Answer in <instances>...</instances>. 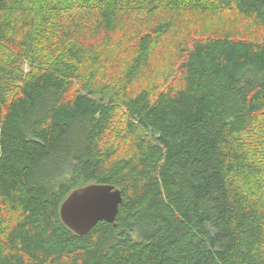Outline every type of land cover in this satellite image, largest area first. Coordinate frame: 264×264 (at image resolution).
<instances>
[{
	"label": "trees",
	"instance_id": "1",
	"mask_svg": "<svg viewBox=\"0 0 264 264\" xmlns=\"http://www.w3.org/2000/svg\"><path fill=\"white\" fill-rule=\"evenodd\" d=\"M207 1L183 35L166 13L124 36L112 69L129 17L181 0H0V264H264V41L189 37L212 9L264 36V0ZM89 183L122 202L78 235L59 206Z\"/></svg>",
	"mask_w": 264,
	"mask_h": 264
},
{
	"label": "rangeland",
	"instance_id": "2",
	"mask_svg": "<svg viewBox=\"0 0 264 264\" xmlns=\"http://www.w3.org/2000/svg\"><path fill=\"white\" fill-rule=\"evenodd\" d=\"M178 1V0H177ZM180 1V0H179ZM197 0H181L182 5L181 8H179L178 10H176V8L174 7H170L167 9H162L163 11H159L155 14H149L146 13H139V14H135V15H131L129 18V22H128V28L129 31L128 33L125 35L126 30L128 28L125 29V31H122L120 33V35L116 38V41L113 42L112 44V48H116V52L114 53H110L111 57H112V63L111 68L115 69V67H118V59H120V55L117 56V53L120 52L119 49L122 47V41L124 39V36L128 39L129 37H133L134 34L136 33V31H138L139 29H143V27L145 26V24H147L148 22L157 19L159 16H161V14H166V13H173L176 17L177 21V25L174 26V30L178 31L177 34L183 35L184 32L182 30V25L181 23L183 22V20H181L180 18V13L181 10L182 11H186L189 12L192 10L191 7L194 6L195 3L200 2V5H208L209 3H207V0H198V2H196ZM194 2V3H191ZM196 5V4H195ZM191 6V7H190ZM190 7V8H189ZM170 9V10H169ZM211 12V13H210ZM194 15H190L191 16V20L195 23V25L197 24L198 26H196V31L192 33L191 36L189 37H199L202 35H211V34H215L216 32H218L220 29L222 28H232L233 29V33L236 34L241 28L244 30H249L248 34L244 36V38H249V39H256L259 41H264V36L260 35V33L258 32V28L254 27L252 24H249L248 22H243V20H241L239 17H237V15L232 14V13H223L221 14L220 12H215L213 9L209 11V14H212L214 16H211L210 19H206L203 16H201V14L199 13H193ZM187 15V13H186ZM234 17V18H233ZM243 26V27H242ZM239 33V32H238ZM86 36H88L89 34L86 32L85 33ZM172 34L165 36L162 40V49L160 48V46L157 48V50L155 51V53L153 54V57H155V59H151L150 62V67H148V71L145 72V75L147 74H151L150 70H155L154 68H152V66L156 65L158 62V59L160 57V51L161 54L164 58V61H166L168 59V55L170 52V49L167 47H172V43H173V39H172ZM88 42H92V41H88ZM165 53H162V52ZM178 60V59H177ZM160 61V60H159ZM173 61V60H172ZM171 61V62H172ZM168 63V65L171 64ZM176 62V59H175ZM167 65V66H168ZM110 67V66H109ZM106 72V71H105ZM122 119L118 118L115 121H113L109 127V130H107V134H106V139L108 141H110L111 143L114 141V139L117 137V132L118 129L122 123Z\"/></svg>",
	"mask_w": 264,
	"mask_h": 264
},
{
	"label": "water",
	"instance_id": "3",
	"mask_svg": "<svg viewBox=\"0 0 264 264\" xmlns=\"http://www.w3.org/2000/svg\"><path fill=\"white\" fill-rule=\"evenodd\" d=\"M121 202V191L114 185L89 183L67 194L60 203L59 216L66 227L82 235L100 220L114 224Z\"/></svg>",
	"mask_w": 264,
	"mask_h": 264
}]
</instances>
